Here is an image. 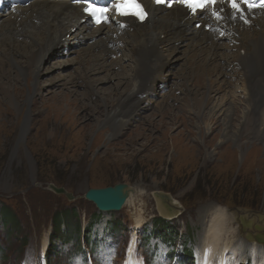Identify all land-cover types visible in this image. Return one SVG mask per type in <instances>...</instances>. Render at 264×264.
<instances>
[{
	"label": "rangeland",
	"instance_id": "374dc122",
	"mask_svg": "<svg viewBox=\"0 0 264 264\" xmlns=\"http://www.w3.org/2000/svg\"><path fill=\"white\" fill-rule=\"evenodd\" d=\"M72 44L78 50L87 48L82 41ZM186 50L179 46L178 56L169 53L172 58L164 72L169 87L160 89L162 95L158 93L152 103L146 101L145 108L136 109L141 113L113 137L107 125L99 124L106 113L103 101L109 105L114 98L118 76L124 78L123 89L129 86L123 74H130V61L115 78L106 73L92 77L96 96H90L89 85L81 80L82 67L69 63L75 58L64 59L70 55L61 57V52L44 59L38 77L29 74L24 82L14 83L22 89L17 99L21 109L12 108L0 93V264H126L131 250L130 264H206L202 239L216 209L232 216L230 227L240 239L233 243L235 256L226 243L217 251L223 258L229 253L226 264H261L262 254L253 252V243L238 231L234 212L264 214V107L261 135L245 134L248 96L239 88L238 71L236 79L231 78L232 89L222 82L228 89L213 93L215 98L198 108L195 97L205 90L190 84L185 89L184 77L197 66L204 67L205 60L194 53L186 61ZM210 79L214 90L221 88L216 78ZM120 183L134 191L120 212H100L85 198L87 189ZM53 187L66 194H57ZM157 193L178 201L181 213L176 219L161 216ZM5 207L15 221L8 218V210L1 211ZM64 211L70 225L62 227L48 259L53 219ZM140 216L144 223L136 229ZM156 218L179 229L177 242L168 245L151 239L143 244L142 237H148ZM111 222L122 225L119 233H114ZM185 240L192 260L182 256ZM211 264H221L220 257L216 255Z\"/></svg>",
	"mask_w": 264,
	"mask_h": 264
},
{
	"label": "bare ground",
	"instance_id": "6f19581e",
	"mask_svg": "<svg viewBox=\"0 0 264 264\" xmlns=\"http://www.w3.org/2000/svg\"><path fill=\"white\" fill-rule=\"evenodd\" d=\"M148 9L150 18L143 25L137 24L134 19H124L110 21L109 26L93 28L82 15L81 8L70 1L37 0L29 6H15L6 0H0V93L12 108L21 109L23 104L17 99L21 96L22 89H18L14 83L24 82L29 74L38 77L44 59L61 52V57L67 53L70 55L64 59L75 58L68 60L69 63L82 67L81 80L83 78L89 85L90 96H96L99 93L90 84L92 77L106 73L107 78H115L118 73L125 72L130 61V74H123L127 75L128 80L125 79L129 86L123 89L124 78L120 79L118 76L120 82L119 86L116 85L118 87L114 98L109 105L108 100L103 101L106 113L99 124L107 125L111 130L109 136L113 137L141 113L136 109L145 108L156 99L158 93L162 95L160 89L167 85L169 87L164 73L165 63L172 58L169 53L177 52L178 56L181 52L176 49L184 46L187 49L184 52L186 61L194 53L205 60L204 67L197 66L192 72L193 77L190 74L184 77L185 89L190 84L206 91L195 97L198 108L203 109L208 101L210 103L215 98L211 96L213 93L220 94L228 89L224 90L222 82L232 89L235 80L231 78L235 76L236 79L240 72L242 86L239 85V88L247 93L249 108L242 130L254 137L261 135L258 126L260 112L264 107V10H243L236 14L224 4H218L214 14L217 18L213 19L210 14H206L205 18L190 17L178 6L169 11L165 7L155 8L148 2ZM197 19L203 22L201 28L195 26ZM206 26H210L211 30L207 31ZM79 41L87 48H73L72 43ZM71 53H76L78 57ZM229 71L235 75L229 74ZM210 76L218 80L217 85L221 88L214 90ZM31 97V94L27 95L26 104ZM213 126L217 128L218 120ZM249 126H253V130ZM129 193L130 198L134 196L133 189ZM155 199L158 210L164 217L179 213L178 201L175 199L168 200L162 194L155 195ZM165 203L173 207L175 212L169 213ZM234 218L240 223L238 231L253 243L251 250L259 251L264 258V214L234 212ZM232 221V216H227L220 209L211 214L202 239V249H206L205 256L209 259L205 261L206 264H211L216 255L220 257L221 264H226L225 259L229 257V253L223 258L221 252H217L222 250L224 243L232 256L237 254L233 243H238L240 239L236 230L230 227ZM143 223V217H138L135 228L140 229ZM47 241L45 239L43 244L44 252L48 247ZM105 257L108 258L109 254ZM132 259L131 250L126 264H130ZM261 264H264V259Z\"/></svg>",
	"mask_w": 264,
	"mask_h": 264
},
{
	"label": "trees",
	"instance_id": "16d2710c",
	"mask_svg": "<svg viewBox=\"0 0 264 264\" xmlns=\"http://www.w3.org/2000/svg\"><path fill=\"white\" fill-rule=\"evenodd\" d=\"M5 210L9 211L8 218L11 221H15L16 217H15V215H12V213L10 212V209L5 207L1 211H5ZM53 221H54L53 222L54 228H53V232L51 235V242L52 243H50V246H49L47 254H46L48 259L51 258V252H52V249L54 248L53 244L57 240L60 239V235L62 234V227H65L68 224V221H69L68 211L56 213ZM68 225H70V222ZM111 227L113 228L114 233H116V232L119 233L120 229L122 228V225H120L118 223L111 222ZM65 229L68 230L69 227H67ZM84 233H85L84 234V239H85L87 237V234L85 231H84ZM147 236L148 237H145V236L142 237L143 244L150 241L151 239H157V240H161L163 242H166L168 245H171V244H174L175 242H177V238L179 236V229L176 228V226H174L173 224L168 223L164 219L156 218L153 221L152 229L150 232H148ZM187 243H188L187 240H185L184 241L185 249L182 251V256L186 260H192L193 254H192V251H190V249H186Z\"/></svg>",
	"mask_w": 264,
	"mask_h": 264
},
{
	"label": "water",
	"instance_id": "95a60500",
	"mask_svg": "<svg viewBox=\"0 0 264 264\" xmlns=\"http://www.w3.org/2000/svg\"><path fill=\"white\" fill-rule=\"evenodd\" d=\"M53 189L57 194H64V193L66 194V192H64V189L57 190L54 187ZM130 189L131 188L128 185L122 183L112 187L87 189L85 193V198L88 201L92 202L100 212L103 213L120 212L122 211L123 207L127 204L128 200L130 199V193H129ZM157 194L161 195L160 193ZM162 195L165 196V198H167L168 200L170 198H173L170 195H166V194H162ZM165 204H166L165 206L167 207L166 209L169 213L175 212L173 207H171L167 203ZM180 213L181 212H179V214L177 215H169L170 218L169 217L166 218L163 215L161 216L167 220H174L180 215Z\"/></svg>",
	"mask_w": 264,
	"mask_h": 264
},
{
	"label": "snow or ice",
	"instance_id": "6c2138e0",
	"mask_svg": "<svg viewBox=\"0 0 264 264\" xmlns=\"http://www.w3.org/2000/svg\"><path fill=\"white\" fill-rule=\"evenodd\" d=\"M83 2L88 3V7L84 9L85 12H88L90 15H92L94 18L97 16V13H100L101 16L99 18L96 19L97 23H100L101 20H104L105 22H107V17L104 16V13L108 12V8L107 7H97L96 5L92 4L90 2V0H83ZM129 0H113V3H119V4H126L128 3ZM132 2L134 3L135 0H132ZM183 3L187 4L190 8L193 9V11H195V9L197 7H204L205 4L207 3H215L216 0H182ZM233 8H236L237 10H239V6L237 3V0H230ZM157 4H164L167 3V0H156ZM239 3H243L248 5L249 7L254 6L255 4L259 3L261 5H264V0H239ZM170 6V4H169ZM121 15H125L126 13L124 12H120ZM139 18L143 19L144 16L146 15V13H144L143 11H141L139 14Z\"/></svg>",
	"mask_w": 264,
	"mask_h": 264
}]
</instances>
